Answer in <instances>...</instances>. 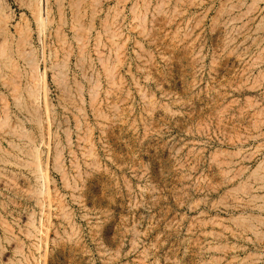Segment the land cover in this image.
Listing matches in <instances>:
<instances>
[{"label":"rangeland","instance_id":"obj_1","mask_svg":"<svg viewBox=\"0 0 264 264\" xmlns=\"http://www.w3.org/2000/svg\"><path fill=\"white\" fill-rule=\"evenodd\" d=\"M0 264H264V0H0Z\"/></svg>","mask_w":264,"mask_h":264},{"label":"bare ground","instance_id":"obj_2","mask_svg":"<svg viewBox=\"0 0 264 264\" xmlns=\"http://www.w3.org/2000/svg\"><path fill=\"white\" fill-rule=\"evenodd\" d=\"M37 170L39 171V174H37L38 177H40V178H42L43 180H45V179H46V174H45V172H44L41 168L36 169V172H37ZM37 173H38V172H37ZM42 179H40V180H42Z\"/></svg>","mask_w":264,"mask_h":264}]
</instances>
